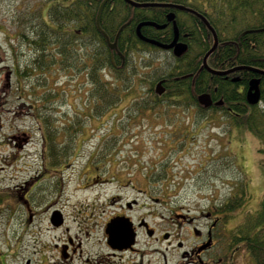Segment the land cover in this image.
Wrapping results in <instances>:
<instances>
[{"label": "flooded vegetation", "instance_id": "flooded-vegetation-1", "mask_svg": "<svg viewBox=\"0 0 264 264\" xmlns=\"http://www.w3.org/2000/svg\"><path fill=\"white\" fill-rule=\"evenodd\" d=\"M79 1L83 3L78 4ZM96 1L98 6L95 23L108 46L115 44V48L111 49L119 56L122 55L120 49L129 50L128 45L132 46L130 51L135 54L133 46L135 48L136 44L139 45L138 42L155 47L138 37L136 28L141 22H147L139 28L144 37L168 43L173 37V32L169 40L165 34L167 30L172 31L174 21L178 29V41L188 45L194 37L190 29L195 23L196 26L198 23L205 25L201 16L208 21L202 10L186 6L176 0H132L158 5L144 6L152 8L149 9L148 16L135 22L134 38L127 39L123 35L119 37L125 26H133L131 16L117 28L111 38L101 29L99 16L104 5L108 3L103 21L106 25L112 24L113 17L110 12L116 6L117 0ZM87 2L89 0H45L40 19L50 25L47 10L51 6L59 5L70 11L79 8L84 11L87 9L85 5ZM178 5L184 8L181 9L177 7ZM23 15L24 23L21 25L25 27L23 40L26 43L34 38L26 35L27 28L31 27L29 24L37 23L34 21L35 18L31 17L33 15L26 16L25 11ZM208 23L210 24L209 21ZM66 29L68 31L74 29L72 23L70 26L67 25ZM72 43L73 40H70L69 44ZM48 48L46 47V51ZM73 48V45L69 46L70 51ZM36 51L32 50V54ZM142 51L143 48L141 53ZM166 51L172 53L171 49ZM52 55L59 56L57 47ZM231 73V82L237 81L238 76L233 74L235 71ZM164 87L165 91L157 94L152 86V92L149 91L152 102L155 96L158 99L166 97L170 99L167 88ZM18 88L22 89L21 86ZM21 97L24 100L16 106V112L24 113L21 117L24 121L26 118L37 122L41 144L34 143L33 151L26 148L32 136L25 127L22 130L16 127V133L10 135L9 140L15 143L18 151L21 148L19 159L23 157L21 152L26 151L25 155L31 157L30 161L33 164L36 161L39 165L33 167L27 165L31 172L25 179L0 194V209L7 214L6 226L13 221L17 235V240L13 244H5L4 253L0 255L2 264H8L7 259L14 254L12 249L18 250L22 238L27 235L33 238L30 242L32 248L30 253H35L38 257V264H47L50 261H54V264H151L154 258L158 264H171L167 255L171 250L178 255L173 264H257L253 256L264 260V176L263 183L262 178L236 179L231 182V187L224 196H218L214 190V194L201 201L199 198L185 200L179 205L171 204L172 202L164 204L162 206L164 210L158 215L159 222L155 223L154 206L155 203H159L155 191L163 188V179L166 180L168 175L166 170L155 180L153 175L155 165L130 164L131 161L126 163L125 159L128 158H123L125 164H120L121 160L118 161L116 158V149L107 151L95 148L88 152L85 158L80 159L84 156L81 146L87 135L85 122L91 120L89 113H79L73 108L71 110L67 97L63 93L60 95L55 87L51 96L42 101L43 104L40 100L38 102L34 99L36 96L33 93L21 94ZM211 100L209 108L221 107L228 112L231 111V106L224 105L222 98L211 97ZM246 103L249 104L247 100ZM40 107L44 108L37 112ZM219 118L226 120L224 116ZM75 121L81 122L76 132ZM227 121L234 123L229 119ZM232 125L248 131L243 126ZM248 132L260 145L259 153L262 158L259 159L258 165L261 167L260 172L263 173L264 143L252 132ZM33 140L36 141L35 137ZM15 157L17 159L16 154L10 155L9 161ZM204 164L202 167L208 166ZM76 191L91 192L93 199L85 204L78 202L76 204L72 202V195ZM161 192L166 195L164 188ZM128 193L132 196H128ZM71 206L73 209L68 214ZM37 219L42 221L43 230L32 229L31 226L38 221ZM42 231H60V234L55 235L51 241L44 239ZM139 234L151 241V248L138 247ZM150 255L156 256L152 257L153 259L147 258ZM30 261L31 259L27 257L23 262L20 260V264H30Z\"/></svg>", "mask_w": 264, "mask_h": 264}, {"label": "trees", "instance_id": "trees-1", "mask_svg": "<svg viewBox=\"0 0 264 264\" xmlns=\"http://www.w3.org/2000/svg\"><path fill=\"white\" fill-rule=\"evenodd\" d=\"M176 1L202 10L213 26L218 40L215 49L206 59L209 67L222 70L247 65L264 70V0ZM82 3L78 2V4ZM115 3L116 6L110 12L113 17L112 24L106 25L103 21L108 3L102 8L99 16L101 29L112 38L117 28L131 16L133 26H125L119 37L123 35L127 39L134 38L135 22L148 16L152 7L133 6L123 0H117ZM97 4L98 1L89 0L85 4L87 9L84 11L79 8L70 11L59 5H53L47 10L50 25L42 22L41 19L36 20L37 24L34 22L29 24L31 27L27 28L26 35L34 38L27 43L37 51L32 54L30 63L22 69H19L18 63L16 64L18 74L14 76L24 82V85L16 86L18 93L25 95L33 93L36 96L35 100L45 101L52 94L54 87L53 83L49 82L55 71H71L84 77L89 117H94L115 107L124 99V94L127 92L128 95L137 93L141 97L131 98L136 101L139 98V102H136L139 112L156 107L159 105L156 96L153 102L151 98H148L149 100L142 98L150 95L152 86L157 80L164 79L171 106L178 107L182 101H185L186 107H194L199 116H204L208 111L211 113L219 111L221 114L218 113L226 120L229 119L234 122L232 124L245 127L264 143V74L240 69L233 73L238 76L237 81L231 82L232 73L213 74L205 68H200L202 57L213 42L210 31L203 23H198V26L195 23L190 29L194 37L180 57H175L171 53L167 55L169 61L160 60L155 58L159 57L156 52L166 50L138 42L139 45L136 44L135 48L133 46L135 54L131 53L130 45H128L129 50L120 49L124 57L122 60L116 51L109 48L95 23ZM108 10L110 11L111 8ZM70 23L74 29L68 31L66 28ZM171 32L167 30L165 34L167 40ZM70 40H73L72 44H69ZM70 45L74 47L72 51L69 49ZM140 46L144 49L143 53ZM46 47H49L48 51ZM55 47L59 53L57 57L52 55ZM252 77L259 78L260 102L249 105L245 100V92L247 81ZM141 82L149 83V87L142 86L137 92L135 87H139ZM201 92L209 93L212 98H222L224 105L231 106V111L228 112L221 107H215L214 110L202 107L196 100ZM43 108H38L37 112ZM80 126L81 122L75 121V132ZM114 146V139L106 140L104 137L98 149L109 151L116 149ZM210 164H213V161ZM155 166L153 175L156 180L165 170L161 164ZM253 258L257 264H264V260H260L258 256Z\"/></svg>", "mask_w": 264, "mask_h": 264}, {"label": "rangeland", "instance_id": "rangeland-1", "mask_svg": "<svg viewBox=\"0 0 264 264\" xmlns=\"http://www.w3.org/2000/svg\"><path fill=\"white\" fill-rule=\"evenodd\" d=\"M44 3L45 0H0V194L25 179L31 172L30 167L39 165L36 161L34 164L30 161L31 157L25 155L26 151L21 152L23 157L19 159L21 148L18 151L15 143L9 140V136L16 133V127L19 128L18 130L25 127L32 136L26 148L33 151L34 143L41 144L37 122L26 118L24 121L21 118L24 113L16 112V106L24 100L21 93L17 92L16 86L24 85V82L14 75L18 74L16 68L22 69L30 63L33 53V47L23 40L25 33V27L21 25L24 23L23 11L26 16L33 15L31 17L35 18L34 21L40 20ZM156 53L159 57L155 58L169 61L167 55L171 52ZM49 83H53V87L58 89L60 95L63 93L67 97L71 110L73 108L79 113H89L85 99L86 81L83 76L71 71L58 70L50 77ZM138 86L135 87L137 92L142 86L149 87V83L141 82ZM128 94L125 93L124 99L115 107L90 117V122H85L87 135L81 146L84 156L80 159L98 148L105 137L106 140H115L116 158L118 161L121 160L120 164H125L122 160L128 158L129 160H125L126 163L131 161L130 164L163 165V170L168 174L162 184L166 195L161 192L163 188L155 191V197L159 199V203H155L154 206L155 223L159 222L158 215L164 210L162 207L164 204L172 202L171 204L179 205L185 200L199 198L201 201L214 194V190L217 191L218 196H224L234 180L242 177L253 180L254 177L260 179L264 176L258 165L262 157L257 152L258 141L248 131L223 123L219 114L210 111L204 116H199L195 108L186 107L185 102L178 107L171 106L168 97L160 98L156 107L139 112L136 102H139L141 97L137 93L132 96ZM137 96L139 97L137 101L131 100L132 97ZM148 98H151L149 94L142 99L149 100ZM34 137L36 141L33 140ZM12 154H16L17 159L15 157L14 160L9 161L8 157ZM227 155L231 158L229 159ZM215 156L217 159L213 164H216V170L211 172L214 165L209 164ZM204 163L208 166L202 167ZM92 196L91 192L76 191L72 195V202L85 204L93 199ZM128 196L131 197L132 194L128 193ZM87 198L90 200L87 201ZM72 209L73 206L67 209L68 214ZM6 215L0 209V255L4 253L5 244H13L17 240L13 227L15 224L11 221V224L6 226ZM69 217L73 220L71 216ZM31 227L34 231L44 229L42 221L39 220ZM42 233L45 240L53 241L54 236L59 235L60 231H42ZM27 236L22 238L18 250L12 249L14 254L7 259L8 264H20V260L23 262L27 257L31 259L30 264H38V257L35 253H30L32 249L30 242L33 238ZM137 245L141 249L152 247L151 241L142 234H139ZM167 255L171 264L178 259V255L173 250ZM152 257L153 255H150L147 258ZM47 264H54V261ZM151 264H158L157 259L154 258Z\"/></svg>", "mask_w": 264, "mask_h": 264}, {"label": "water", "instance_id": "water-1", "mask_svg": "<svg viewBox=\"0 0 264 264\" xmlns=\"http://www.w3.org/2000/svg\"><path fill=\"white\" fill-rule=\"evenodd\" d=\"M125 1L128 2L129 4L133 5V6H148V5H155V4L158 5L157 3H155V4L154 3H139V2H134L132 0H125ZM164 5H166V4H164ZM177 7L181 8V9L184 8V6H182V5H178ZM170 17H172V15H170ZM201 18L204 21L207 28L210 30V32L213 35V43H212L211 47L207 50V52L203 55L201 68H205L213 74H220V75L227 74V73H230L232 71H236V70H240V69H248V70H251V71H254L257 73H263L264 74V70L254 68V67H250L247 65H238V66L226 69V70H213V69H211L207 65L206 59L209 56V54L215 49V47L217 45V36H216L214 28L208 23V21L203 16H201ZM143 24H147V22L139 23L137 28H136V33H137L138 37L140 39H142L143 41L149 42L150 44H153V45L158 46V47L163 48V49H171L172 53L176 57L181 56L186 51L187 44L184 42L178 41V29H177L174 21L172 23L173 24L172 25L173 37H172L171 41L168 43H162L160 41L144 37L139 31L140 26ZM109 47L115 48V44L114 43L109 44ZM163 81L164 80L161 79L155 83V91L158 94H161L164 91ZM258 84H259V79L257 77H252L248 82V88H247V92H246V100L250 104H255L259 100L260 92H259ZM197 100L201 105H203L205 107L209 106L212 103L211 97H210L209 93H207V92L200 93L197 96Z\"/></svg>", "mask_w": 264, "mask_h": 264}]
</instances>
